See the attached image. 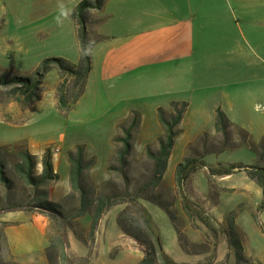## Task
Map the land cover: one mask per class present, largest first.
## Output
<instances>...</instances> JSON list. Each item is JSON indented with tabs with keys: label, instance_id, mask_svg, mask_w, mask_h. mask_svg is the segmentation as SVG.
<instances>
[{
	"label": "rangeland",
	"instance_id": "obj_1",
	"mask_svg": "<svg viewBox=\"0 0 264 264\" xmlns=\"http://www.w3.org/2000/svg\"><path fill=\"white\" fill-rule=\"evenodd\" d=\"M79 1L0 0V71L31 75L44 58L51 56L77 62L79 45L70 12ZM95 37L90 35L89 38L93 40ZM244 48L253 56L249 46L244 45ZM230 49L226 53L225 64L214 61L212 56L207 62V59L204 63L200 61L194 69V73L200 75L198 80L206 86L203 92L191 98L186 96L187 100H177L186 102L187 107L175 127L179 134L175 137L168 166L155 187L144 186L153 170V160L147 156V150L155 151L163 134L158 108H163L167 120L173 115L172 101L169 102L166 87L158 76L151 78L149 83H133L125 90L114 92L113 99L118 102L116 108L119 110L104 112L81 109L72 114L70 111L77 100L68 112H61L56 106V87L60 82L56 70L45 75L39 101L27 107H22L1 89L0 162L9 183L0 182V264H36L40 258L48 264H60L56 249H47L49 243L41 253L14 255L4 234L7 222L2 218L12 220L8 219V212L19 210L44 214L48 221V238L64 233L67 237L68 231L73 232L87 247L85 255L72 254L68 244L66 252L74 264H135L143 256L141 245L117 224L118 213L123 209L128 208L134 214L132 199L135 197L159 227L164 250L177 262L189 261L190 254L200 253L203 257L194 264L228 263L227 219L230 213L252 243L258 244L251 216L246 211L248 201L239 191L223 190V174L220 173L230 169L232 163L255 164L257 156L246 144L227 149L226 146L236 144L240 136L234 127L228 128L226 136L215 132L216 110L212 105L218 101L233 105L229 119L244 128L259 145L264 136V68L257 62L250 66L239 64V49ZM253 50L258 54L256 49ZM73 80L68 77L65 85L70 103L78 92ZM120 96L127 99L120 101ZM86 105H90V99ZM127 129L131 132V150L126 156L125 166L120 169L116 153L122 142L118 138L124 136ZM205 131L209 137L204 136ZM28 138H31L30 142ZM78 146L83 148V163H90L82 174L85 196L91 199L104 194L121 200L102 215L99 221L102 230L97 244L89 238L88 229L83 225L84 217L90 219L89 213L70 219L79 208L80 195L70 187L67 167L59 169L62 179L59 176L58 180L37 188L27 184L17 170L19 152H37L32 173L38 176L46 149L51 159L53 153H60L68 162L67 154L76 153ZM185 156L198 157L205 163L182 186L183 193L191 202V216L183 210L174 184L175 166ZM258 164L264 166V158ZM209 168L216 173H209ZM238 172L241 173L224 181L223 186L245 187L250 180L248 172L232 171ZM42 191L47 192L48 199L59 204L63 217L34 207L42 200L39 196ZM168 213L174 218L170 219ZM126 227L139 234L142 242L147 241V235L138 231L134 221L128 220ZM221 242H226V245L220 249L223 254L216 261ZM262 250L264 258V245ZM243 264H250V261Z\"/></svg>",
	"mask_w": 264,
	"mask_h": 264
},
{
	"label": "crops",
	"instance_id": "obj_2",
	"mask_svg": "<svg viewBox=\"0 0 264 264\" xmlns=\"http://www.w3.org/2000/svg\"><path fill=\"white\" fill-rule=\"evenodd\" d=\"M86 17L87 31L99 39L90 48L91 69L84 91L70 111L72 114L81 109L119 110L116 108L118 102L113 99L114 92L125 90L133 83H149L156 76L166 87L169 102L187 100L186 96L191 98L206 89L198 80L199 73H194L200 61L204 63L214 57V61L225 64L226 53L231 47L239 49V64L250 66L257 62L264 68V0H105L99 10H88ZM244 45L252 49L253 56ZM89 99L90 105H86ZM125 99L120 96L118 100ZM212 107L215 110L219 107L227 117L233 110V105H226L224 101H218ZM31 153L37 154L36 151ZM51 160L54 171L62 179L59 169L67 167L69 172L65 156L53 153ZM259 161L257 156L255 164ZM239 173L223 175L221 186L223 190L239 191L248 201L246 211L251 216L259 247L234 219L235 229L250 264H264V209L259 208L264 198L262 188L246 173L250 180L245 187L223 186L224 181ZM8 215L12 220L2 218L7 222L4 234L14 255L41 253L48 246V221L44 214L19 210L8 212ZM83 219L84 227L89 229L90 219ZM100 223L94 233L96 244L102 230ZM67 240L70 253H87L86 245L73 232H67ZM225 245L226 242L220 243L216 261L220 260L223 254L220 249ZM226 247L230 254L226 264H234V249L231 245ZM190 255L191 259L183 264H194L203 257L200 253ZM36 264L48 263L40 258Z\"/></svg>",
	"mask_w": 264,
	"mask_h": 264
},
{
	"label": "trees",
	"instance_id": "obj_3",
	"mask_svg": "<svg viewBox=\"0 0 264 264\" xmlns=\"http://www.w3.org/2000/svg\"><path fill=\"white\" fill-rule=\"evenodd\" d=\"M105 0H81L70 12V16L75 21L76 38L79 45V59L77 62H72L64 57H46L44 58L35 71L31 75L22 76L12 74L8 71H0V91L4 89V93L8 97L13 98L22 107H27L40 99L42 92V84L45 75L52 70H56L60 78V82L56 87V106L61 112H68L72 104L81 96L84 91L86 80L91 69V56L90 48L99 37L91 40L90 34L86 28V12L88 10H99ZM68 77H72L74 85L78 87V92L74 99L70 103L67 99L65 85L68 81ZM172 114L170 120H167L163 115V108L159 107L160 123L163 128V134L159 138L158 148L155 151L147 150V156L153 160V170L148 182L144 184L145 187H155L167 168L168 159L171 154L172 148L175 143V137L179 134V129H176L183 117L186 110V102L172 101ZM230 127L237 129L240 136L236 144L226 146L227 149H236L241 144H246L248 147L258 156L259 159L264 158V137L259 145H257L250 137V134L242 127L232 122L225 113L218 107L216 108L214 130L217 134L221 133L224 136L227 135V130ZM204 136L209 137L208 132H203ZM131 132L125 130V135L119 137L118 140L122 142V146L116 153V159L120 164V169L125 166L126 156L131 150ZM236 141V139H235ZM260 148V149H259ZM83 148L77 147L76 153L69 152L67 154V160L69 162V183L70 187L79 192V208L70 219L74 220L79 216L86 213L90 214V225L88 229V236L90 239H94V233L98 226V223L105 213V211L112 205L120 202L115 196H109L104 194H97L93 198L85 196L86 192L82 186V174L83 171L90 166V163H83ZM42 171L41 174L35 176L32 173V169L35 166L34 155L28 151L19 152V161L17 162V170L21 173L24 181L33 188L46 185L51 181H56L59 178L57 172L54 171L51 154L46 149L41 159ZM205 166L202 159L195 156H185L180 162H178L174 169V184L176 186L177 193L180 197L183 210L191 216L190 205L191 202L183 193V183L187 180L192 173L199 168ZM230 169H227L221 174H230L234 169L237 171L247 170L248 176L256 181V183L262 188L264 196V166L259 164L245 165L242 163L229 165ZM111 170V167L108 168ZM209 173H216L214 169L209 168ZM0 182L9 183V180L3 173V166L0 162ZM42 200L34 207L49 212L50 214L63 217L59 211V204L55 201L48 199L47 192L42 191L39 195ZM134 205V214L128 208L123 209L118 213L117 224L120 229L125 233L133 237L140 245L143 252L142 258L135 264H183L173 260L163 248L161 233L159 227L154 222L151 214L148 210L141 205L137 198L132 199ZM90 207L91 210H90ZM260 209H264V198L259 204ZM167 211V210H166ZM170 219L174 216L168 213ZM132 220L135 222L137 229L140 233L147 235L146 242H142L140 235L130 232L126 227V222ZM228 224V242L234 249L235 264H243L248 260L243 254V248L235 229L234 215L230 213L227 219ZM177 232V230H176ZM178 237V234H177ZM49 248L56 249V254L60 264H74L71 262L66 249L68 246V240L66 233L64 235H50ZM180 244V242H179ZM49 259V257H48ZM51 261V259H49ZM51 263V262H50ZM53 263V262H52ZM212 264V263H211Z\"/></svg>",
	"mask_w": 264,
	"mask_h": 264
},
{
	"label": "built area",
	"instance_id": "obj_4",
	"mask_svg": "<svg viewBox=\"0 0 264 264\" xmlns=\"http://www.w3.org/2000/svg\"><path fill=\"white\" fill-rule=\"evenodd\" d=\"M58 150V149H57Z\"/></svg>",
	"mask_w": 264,
	"mask_h": 264
}]
</instances>
